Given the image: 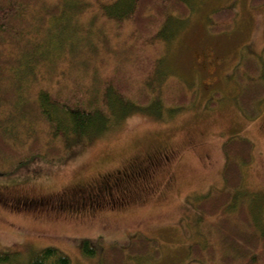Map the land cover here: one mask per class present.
Here are the masks:
<instances>
[{
    "label": "rangeland",
    "instance_id": "374dc122",
    "mask_svg": "<svg viewBox=\"0 0 264 264\" xmlns=\"http://www.w3.org/2000/svg\"><path fill=\"white\" fill-rule=\"evenodd\" d=\"M102 2L107 9L100 8ZM77 3H81V9L76 11L78 21H74L72 11ZM125 3L126 0H46L45 6L38 8L44 9V18L58 8L64 22L60 31L70 37L57 63L37 61V49L31 44L29 59L37 67L38 82L34 81L36 86H30L28 93L22 83L16 85L25 96L23 106L28 112L15 116L20 125L16 144L6 142L0 133L4 143L0 144V164L8 163L6 157L10 155L16 157L12 158V166L18 158L37 153L49 156L53 152L58 160L33 159L14 167L9 175H0L1 253L27 255L28 251L52 246L68 255L71 264H98L99 259L87 258L81 252L84 239L102 236L104 241L97 247L100 254L110 244L128 249L135 240L140 245L141 236L155 240L158 253L145 258L135 255L133 259L127 254L131 264H222L227 250L219 227L224 218L233 219V215L225 212L228 207L221 212H202L197 203L229 190L234 198L228 206L238 209L246 204L250 211L251 202L264 205V95L252 109H244L239 103L244 89L254 93L250 89L255 91L264 83V3L185 0L180 10L170 11L169 25L160 26L156 18L154 24L139 31L132 22L121 26L110 20L112 16H106L105 12ZM230 7L235 11L232 23L229 20L216 30L214 14ZM149 12L150 16L157 14ZM37 15L28 14L25 25L30 27V33L44 26L47 34L43 37L47 38L52 17L48 16L43 24ZM39 40L36 38L34 43ZM53 46L57 47V42ZM6 49L14 50L11 44ZM12 56L6 50L0 55L1 67L5 68L0 71L3 85L13 77L10 66L4 65L15 61ZM249 64L259 65L260 71H248ZM117 65L124 72L119 77L131 76L136 101L143 98L139 94L149 92L153 100L161 97L163 103L158 107L149 105L146 113L128 115L105 135L85 140L72 151L55 144L49 124L39 113L38 104L31 100L37 101L40 90L55 100H60V95L71 96L73 79L87 81V87H81L83 93H89L88 88L97 83L92 89L93 95L98 94L102 75L106 72L112 77ZM12 79L19 81L15 75ZM9 86L4 92L0 90V112L3 105L9 109L18 98ZM183 94L188 95V101L181 106ZM236 139H248L253 148L248 164L239 168V183L231 184L225 181V146ZM38 144L43 145L41 149ZM152 161L155 165L148 178L131 186L128 195L121 192L127 203L117 208H70L69 212L68 204L28 209L18 208L14 202L15 198L43 199L78 184L85 186L107 176L115 177L119 172L147 169ZM251 216L250 213L252 222ZM242 227L247 231L253 228ZM198 244L203 247L201 252L194 249Z\"/></svg>",
    "mask_w": 264,
    "mask_h": 264
},
{
    "label": "trees",
    "instance_id": "16d2710c",
    "mask_svg": "<svg viewBox=\"0 0 264 264\" xmlns=\"http://www.w3.org/2000/svg\"><path fill=\"white\" fill-rule=\"evenodd\" d=\"M45 2L46 0H0V55L3 54L4 50H6L9 56L13 55L11 58H15V61L12 63H4V65L10 66L11 71H13L12 78H14L15 75V77L17 76L19 79V81L14 82L15 80L10 78V81L6 82L7 85H3L0 81L1 92H4V89L10 85L9 87L16 92L15 95H18L17 100L13 101L14 104L9 109L3 105L4 109H1L0 112V133L4 137L5 141L9 142L12 146L13 144H16L20 127L18 117L16 118L15 116H25L28 112L24 111L23 106L25 96L20 94V92H18L19 90H17L20 85H16L22 83L24 90L28 93L29 87H32V85H35V82H38L35 80L37 76V67L34 62L29 59L32 49L31 44L35 45V48L37 49V54L39 55H36L37 61L41 60L40 63L45 62L49 64L57 63V60L59 59L58 55L62 53L60 51L63 46L66 45L68 37H70L66 36L62 30L60 31V24H64V22L61 11L58 10V8L56 11H49L47 16L44 18L42 13V10L44 9L38 8L40 6H45ZM181 2L184 3L185 0H126L123 7L116 8L110 12H105V14L107 17L112 16L110 20H116L121 26L124 22H132L138 26L137 30L139 31V29H147V24L151 25L156 18L161 24L160 26H164L166 24L169 25L170 20H168V18L170 11L175 8H182ZM104 3L105 2H102L100 5V8L103 10L104 8L107 9ZM254 3L256 5H262L264 0H254ZM79 4L81 3H77V7L72 11L74 12L72 15V17L75 18L74 21H78L79 18V16L76 15V11L78 12L81 9L78 7ZM81 7L85 6L82 5ZM149 11H156L157 14L150 16ZM30 13L31 15L35 14L36 16L39 14L40 20L43 24L46 22L48 16L52 17L49 22L51 27L48 28L47 38L43 37V34H47V31L46 33L44 31V26L41 27L37 25L38 27L35 32H29L30 27L25 25L26 19L24 20V18ZM51 13H53L54 16H52ZM234 13L235 11L232 7L217 11L214 14L217 19V22L214 23V28L216 30H220L218 27H225L228 24L227 21L229 20L231 24ZM66 28L67 27H65L64 30H66ZM161 36L163 37V35ZM36 38H40V40L34 43ZM31 41L33 43H31ZM55 42H57V47L53 46ZM9 44L13 46L14 50L6 49ZM72 48L70 49L73 50ZM16 50H19L20 52L16 54ZM109 50L110 49L108 48L107 53ZM1 65L3 64L0 63V71L5 69L2 68ZM117 66L118 67L115 68L113 72V78L104 72L102 79L99 81L100 88L96 91L98 94L93 95L92 89L96 87L97 83H95L94 86L92 85L93 87L90 86L92 87L91 89L88 88V90H90L89 93H83L81 87H87V81L85 80V82H83L81 80L79 82L77 79H73L72 87L70 88L73 92L71 96L60 95V100H55L50 94L45 93L46 91L40 90L37 96V101L31 100L32 102H36L38 104L39 113L46 123L49 124L48 131L55 144L60 146L64 145L68 152L72 151L73 148L81 145L85 140H89L94 137L96 138L103 134L105 135V133L112 130L113 127L124 122V119L128 115L131 116L137 112L146 113L149 111V105L153 104L154 107H158L163 103L161 102V97L157 100H153V98L148 95L150 94L149 92L139 94V96H142L143 98L136 101V99L132 96L135 93V90L132 83L133 80L130 78L131 76L119 77V74H123L124 72L119 71V67L123 70L122 66ZM141 67L142 65H140V68ZM247 69L248 71H253L254 69L259 70V65L256 66L255 64H249ZM56 71L59 70L57 69ZM250 73L252 74V72ZM60 74H64V72ZM57 79H59L58 75ZM250 91L254 93H249L244 89V94H241L240 96L239 103L244 109H252L253 106L255 107V101L264 95V83H260L255 91H252L251 89ZM87 94H90V97H88ZM182 96L183 99H181V106L186 105L188 101V95L183 94ZM243 101L244 104L242 103ZM0 107H2V105H0ZM5 108L7 109L5 110ZM2 141L3 140L0 138V144L4 145ZM38 146L41 149V146L43 145L38 144ZM5 147L7 148L6 145ZM225 148L228 159L225 168V181H228V183L231 182V184H238L239 178L241 177L239 168L244 164H248L250 161V152L253 148L252 144H250L248 139H236L226 143ZM35 149L36 148L33 150ZM11 152V154H13V150ZM6 158H9V161L8 163L3 164V168H1L3 165L0 164V170H2L0 171V175H9L14 167L28 163L33 159L43 158L47 159L49 162L58 160L56 159L58 156H53V152L50 153L49 156L42 155V153L38 155L37 153L36 155H31L30 158H18L16 161H14L16 157H12V155ZM12 158L14 159V165L10 166L12 164ZM235 158H238V160L236 161ZM79 185L81 184L70 188L80 187ZM68 189H65L63 193L68 191ZM233 198V192L227 190L220 191V194L213 196V199L206 196L203 200H200L197 203L202 212H211L212 209H215V212H217V210L221 212L224 208L228 207L225 209V212L227 214L229 213L230 216L233 215V219L229 217L224 218V222L219 227L221 241L227 250L223 263L264 264V205L255 200V197L254 200L257 202H251L252 205L249 207L250 211H248L246 204H241L238 209H235V205L228 206L231 204ZM19 199L15 198L16 201L14 200L15 203L17 202L16 206L18 208H20V204L18 203L22 199L23 201L21 203L31 202L24 200L26 198H21V200ZM74 204L75 203L71 202L68 203L67 207L69 210L70 208L73 210L77 208H86L79 206L76 208L73 207ZM39 206H41V204L36 203L32 207L29 206L28 209L42 207ZM48 206L50 207V205ZM50 208H52V206ZM69 212H71V210ZM250 213L252 214V222L249 218ZM242 224L253 228H251L250 231H247L242 227ZM138 238H140V241L143 240L140 245L135 240H132L131 246L128 249L124 248V246L110 244L104 246L101 250L102 253L100 254L97 252V247L104 241L103 237L100 236L96 240L88 238L83 240L81 252L87 258L99 259L97 261L98 264H131L130 261L135 255L145 258L150 254H153L154 257V255L158 253L157 242L155 240L141 236ZM198 245L195 246L194 249L201 252V248L203 247ZM127 254L132 256L131 259L127 256ZM110 256H112V258L109 260L108 258ZM0 264H71V259L57 247L55 248L49 246L45 247L43 250H36L34 252L28 251L27 255H23L20 252H0Z\"/></svg>",
    "mask_w": 264,
    "mask_h": 264
},
{
    "label": "flooded vegetation",
    "instance_id": "af4514ba",
    "mask_svg": "<svg viewBox=\"0 0 264 264\" xmlns=\"http://www.w3.org/2000/svg\"><path fill=\"white\" fill-rule=\"evenodd\" d=\"M153 159V158H151ZM153 162V161H152ZM150 163L147 169L135 168L129 172H119L115 177H108L102 181H96L92 184L79 185L80 187L70 188L64 193L59 195H54L48 198H43V200L37 199H24L31 202L21 203L23 199L18 203L22 208H28L33 204L39 203L41 206L50 205L54 208L55 205L65 206L69 202L75 203L73 207H86L85 209L91 210H102L103 207L108 205L119 207L127 203V197L122 196L120 193L128 195L131 186L139 184L144 181L150 175L151 168L154 167L155 162ZM78 194L84 195L79 197ZM120 194V195H119ZM119 195V196H118ZM45 204V205H43Z\"/></svg>",
    "mask_w": 264,
    "mask_h": 264
}]
</instances>
